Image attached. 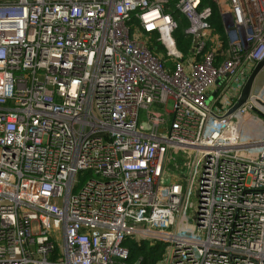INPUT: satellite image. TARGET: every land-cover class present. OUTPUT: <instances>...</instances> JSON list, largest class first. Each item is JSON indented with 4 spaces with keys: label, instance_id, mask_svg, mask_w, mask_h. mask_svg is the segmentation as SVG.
<instances>
[{
    "label": "built area",
    "instance_id": "obj_1",
    "mask_svg": "<svg viewBox=\"0 0 264 264\" xmlns=\"http://www.w3.org/2000/svg\"><path fill=\"white\" fill-rule=\"evenodd\" d=\"M263 58L264 0H0V264H264Z\"/></svg>",
    "mask_w": 264,
    "mask_h": 264
},
{
    "label": "trees",
    "instance_id": "obj_2",
    "mask_svg": "<svg viewBox=\"0 0 264 264\" xmlns=\"http://www.w3.org/2000/svg\"><path fill=\"white\" fill-rule=\"evenodd\" d=\"M184 27L185 23L180 20L179 28L174 35L178 48L183 52L189 44V39L185 38V35L183 34ZM213 27L217 34H221V28L218 21H213ZM125 246L129 252L125 264H134L136 262L138 264H156L163 252V245L161 243L150 244L146 241L138 242L134 239H128L125 242Z\"/></svg>",
    "mask_w": 264,
    "mask_h": 264
},
{
    "label": "crops",
    "instance_id": "obj_3",
    "mask_svg": "<svg viewBox=\"0 0 264 264\" xmlns=\"http://www.w3.org/2000/svg\"><path fill=\"white\" fill-rule=\"evenodd\" d=\"M262 73L264 76V69L261 71V74ZM256 81L257 80H255L254 85ZM254 85H253V88H254ZM257 118H258V115L255 112L248 113L245 116L240 117L235 122L234 125H232L229 129L222 132L221 134V137L223 139L222 142L224 144H236V143L244 142V141H247V142L260 141L263 138L264 127L262 128L259 126L257 122L259 120ZM263 123H264V120H263Z\"/></svg>",
    "mask_w": 264,
    "mask_h": 264
},
{
    "label": "water",
    "instance_id": "obj_4",
    "mask_svg": "<svg viewBox=\"0 0 264 264\" xmlns=\"http://www.w3.org/2000/svg\"><path fill=\"white\" fill-rule=\"evenodd\" d=\"M264 69V58L259 61L251 70L250 74L246 78L236 101L233 103L231 108L226 112L225 116L234 114L240 107H242L250 98L252 89L257 76ZM255 102L264 107V104L260 99H256ZM264 120V118H262Z\"/></svg>",
    "mask_w": 264,
    "mask_h": 264
},
{
    "label": "rangeland",
    "instance_id": "obj_5",
    "mask_svg": "<svg viewBox=\"0 0 264 264\" xmlns=\"http://www.w3.org/2000/svg\"><path fill=\"white\" fill-rule=\"evenodd\" d=\"M257 78L258 79H256L257 81H256V83L254 85V88L252 89V94L251 95H253L255 97L263 98L264 97V94H263L264 93V76H263V73ZM257 119L259 120V121H257L259 126L263 128L264 127L263 120L261 118H259V116H258ZM222 141H223V139H222ZM253 155H255V154H253ZM169 157H171V154H169ZM192 200H193V198H192ZM194 202H195V198H194Z\"/></svg>",
    "mask_w": 264,
    "mask_h": 264
}]
</instances>
